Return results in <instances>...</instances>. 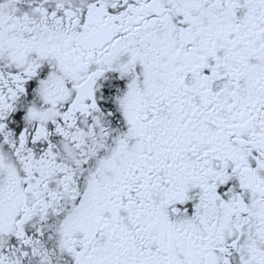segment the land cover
<instances>
[{"label": "snow or ice", "instance_id": "6c2138e0", "mask_svg": "<svg viewBox=\"0 0 264 264\" xmlns=\"http://www.w3.org/2000/svg\"><path fill=\"white\" fill-rule=\"evenodd\" d=\"M0 264H264V0H0Z\"/></svg>", "mask_w": 264, "mask_h": 264}]
</instances>
